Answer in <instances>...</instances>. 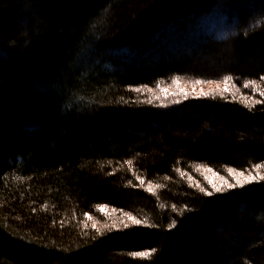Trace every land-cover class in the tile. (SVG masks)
I'll list each match as a JSON object with an SVG mask.
<instances>
[{
    "label": "trees",
    "instance_id": "obj_1",
    "mask_svg": "<svg viewBox=\"0 0 264 264\" xmlns=\"http://www.w3.org/2000/svg\"><path fill=\"white\" fill-rule=\"evenodd\" d=\"M261 76L264 0H0V264H264Z\"/></svg>",
    "mask_w": 264,
    "mask_h": 264
},
{
    "label": "rangeland",
    "instance_id": "obj_2",
    "mask_svg": "<svg viewBox=\"0 0 264 264\" xmlns=\"http://www.w3.org/2000/svg\"><path fill=\"white\" fill-rule=\"evenodd\" d=\"M227 87L228 90H230L229 84H225L223 82H215L214 83H208L204 82L201 84H192V85H185V84H179L177 83L176 88L174 91L171 90H165V94H168L170 96H184L183 93L187 94H194V95H204V93H211L214 91H223V89ZM204 174V181L212 187L213 184H215L218 188L226 187L230 184L231 180L235 179L240 180L243 176L239 175L238 172L232 171L229 172V176L220 175L214 171H203ZM230 177V178H229ZM213 188V187H212ZM214 189V188H213Z\"/></svg>",
    "mask_w": 264,
    "mask_h": 264
},
{
    "label": "snow or ice",
    "instance_id": "obj_3",
    "mask_svg": "<svg viewBox=\"0 0 264 264\" xmlns=\"http://www.w3.org/2000/svg\"><path fill=\"white\" fill-rule=\"evenodd\" d=\"M231 79H232L231 76H226V77L224 78L223 83L227 84V82H228L229 80H231ZM260 80H261V81H264V76H261V77H260ZM201 83H204V81H200V80L195 81V84H201ZM208 83H214V81H208ZM250 85L253 86V87L259 88V85H257V82H256V81H247V82L244 84V87L247 88V87H249ZM223 91H224V92H227V91H228L227 87H225V88L223 89ZM183 95H184L185 97H187L188 94L185 92V93H183ZM204 95L207 96V95H209V94H208V93H204ZM260 95H261V96H264V90H260ZM256 102H257V103H262V102H264V101L257 100ZM129 163H131V162H129ZM255 167H257V168H264V164H258V165H256ZM208 171H212V170H211V169H208ZM232 171H233L232 169H229V172H232ZM239 175L243 176L244 173H243V172H240ZM259 178H260L261 180H264V176H260ZM253 179H255V177H253V176H249V177H248V182L250 183ZM236 184H238L239 186L243 187V184H241L239 180H237ZM235 186H236V185H229V187H235ZM212 187L215 189V191H217V192L220 191V188L216 187L215 184H213ZM207 194H208V195H211L212 193H211V192H208ZM129 219H133V220H134L135 218L130 216ZM135 222H136V223H139V221H135ZM132 255H136V256H147V255H149V253H146V252H136V253H132Z\"/></svg>",
    "mask_w": 264,
    "mask_h": 264
}]
</instances>
